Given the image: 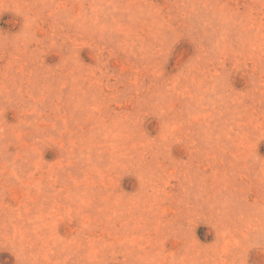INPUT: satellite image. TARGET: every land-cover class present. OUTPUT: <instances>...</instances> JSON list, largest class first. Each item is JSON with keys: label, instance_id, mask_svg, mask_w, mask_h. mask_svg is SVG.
<instances>
[{"label": "rangeland", "instance_id": "rangeland-1", "mask_svg": "<svg viewBox=\"0 0 264 264\" xmlns=\"http://www.w3.org/2000/svg\"><path fill=\"white\" fill-rule=\"evenodd\" d=\"M0 264H264V0H0Z\"/></svg>", "mask_w": 264, "mask_h": 264}]
</instances>
